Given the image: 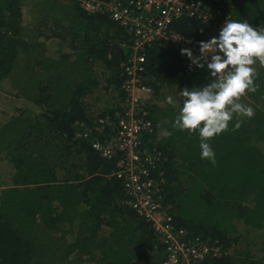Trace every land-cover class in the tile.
<instances>
[{
	"label": "trees",
	"instance_id": "trees-1",
	"mask_svg": "<svg viewBox=\"0 0 264 264\" xmlns=\"http://www.w3.org/2000/svg\"><path fill=\"white\" fill-rule=\"evenodd\" d=\"M202 1L223 17L264 27V0ZM25 6L41 23H26ZM173 25L192 38L201 22L183 17ZM51 39L59 41L57 57L48 55ZM132 42L110 13L88 12L76 0H0V91L7 80L40 110L0 128V153L12 163L9 183H0V264L162 263L166 247L127 205L116 162L101 157L91 139L76 138L80 122L116 119L127 99L122 65ZM188 61L173 44L148 49L143 81L155 91V133L142 148L162 152L153 172L164 173L175 227L187 229L188 238L222 244V257L210 264H264V241L254 250L250 239L251 231L264 229V67L255 65L258 90L241 98L254 117H234L228 131L208 141L213 164L201 158L198 132L173 126L181 89L215 79ZM102 90L115 100L96 115L87 99ZM163 93L174 103L155 105ZM237 119L242 123L234 130Z\"/></svg>",
	"mask_w": 264,
	"mask_h": 264
},
{
	"label": "built area",
	"instance_id": "built-area-1",
	"mask_svg": "<svg viewBox=\"0 0 264 264\" xmlns=\"http://www.w3.org/2000/svg\"><path fill=\"white\" fill-rule=\"evenodd\" d=\"M76 1L88 12L110 13L111 19L133 38L129 57L122 65L127 99L116 119L106 116L93 125L80 122L76 138L91 139L101 157L116 162V176L124 182L127 205L152 225L158 240L166 247L161 264H210L222 257V244L218 240L188 238L187 229L175 227L173 215L165 207L164 173L157 177L153 172L162 152L157 148H142L144 137L155 133L150 109L155 91L143 80L146 54L151 46L173 44L180 54L181 49L188 48L199 55L198 42L218 36L227 17L202 0ZM183 17L201 22L197 37H186L174 28L175 21ZM188 66L196 68L190 60Z\"/></svg>",
	"mask_w": 264,
	"mask_h": 264
},
{
	"label": "clouds",
	"instance_id": "clouds-1",
	"mask_svg": "<svg viewBox=\"0 0 264 264\" xmlns=\"http://www.w3.org/2000/svg\"><path fill=\"white\" fill-rule=\"evenodd\" d=\"M198 47L199 55L188 48L181 49V54L196 68L206 67L215 79L202 87L181 89L183 102L173 126L190 134L198 132L201 158L215 164V153L208 141L228 131L234 117L251 119L255 115L241 98L258 90L255 65L264 67V27L227 17L218 36L198 42ZM167 102L174 103L173 98L169 96ZM241 123L237 119L234 130Z\"/></svg>",
	"mask_w": 264,
	"mask_h": 264
},
{
	"label": "rangeland",
	"instance_id": "rangeland-1",
	"mask_svg": "<svg viewBox=\"0 0 264 264\" xmlns=\"http://www.w3.org/2000/svg\"><path fill=\"white\" fill-rule=\"evenodd\" d=\"M24 11H25V17H26V23L27 24H30L31 26H35V24L41 23L40 17L37 14L35 17V15H33V12H30V9L27 8V6H25ZM42 28H44V27H42ZM40 38H43V36ZM47 49H48V55L49 56H51V57H57L58 56V52L56 53L57 46L55 45V42H49V44L47 43ZM14 81L12 80L13 83H14ZM1 92L8 95L11 98H14L12 100H15L16 105H19L22 107L26 105V103L23 101V99H25V98L22 96V93L19 91L18 88L13 89V87L11 86V83L9 81H7V80L3 81ZM162 95H163V97L160 95L161 99L159 101H157V99L155 100V105L164 106V105L168 104L167 98L169 96H171L173 98V96L168 94V93H163ZM113 96H114L113 94H109L106 97L105 90H102L99 93H97L94 97L93 96L89 97L87 99V102H88L89 106L92 108V110L94 112H96V115H97L103 111V107L110 105L111 102H114L115 99L113 98ZM108 100L110 101L109 104L106 103V101H108ZM17 112L20 113L18 115H23L25 117H29L33 114H35V115L39 114L40 110L36 106H34V108L32 110H26V111L17 110ZM11 172H12V163L6 158L5 153L2 154V152H1L0 153V174L2 175L3 179H1L0 183H2L3 186H6L7 183H9V177H10ZM0 189H1V186H0ZM250 233L252 234V235H250V239L255 244V247H254V250H255L257 247L262 246V242L264 241V229H262L260 231H251ZM59 236H60L59 234L56 235V237H59ZM245 242H246V239L244 240V243ZM252 242L250 240H248L244 246L248 245L249 248L251 249L252 246L254 245ZM256 253H257V255H260L259 252L256 251ZM84 264H94V263H90L88 261Z\"/></svg>",
	"mask_w": 264,
	"mask_h": 264
},
{
	"label": "crops",
	"instance_id": "crops-1",
	"mask_svg": "<svg viewBox=\"0 0 264 264\" xmlns=\"http://www.w3.org/2000/svg\"><path fill=\"white\" fill-rule=\"evenodd\" d=\"M55 41L59 42L57 39H51L47 41V43L49 44V42H55ZM13 89H15V87ZM12 99L14 98H11L0 91V128H2L4 124L8 123V121L11 118L22 116V115H18L20 113L17 112V110L26 111V110H32L34 108L32 103H30L25 99H23V101L26 103V105L23 107L16 105L15 100Z\"/></svg>",
	"mask_w": 264,
	"mask_h": 264
}]
</instances>
